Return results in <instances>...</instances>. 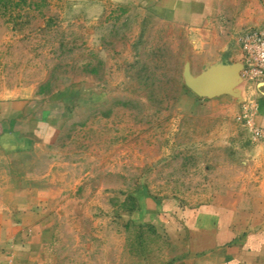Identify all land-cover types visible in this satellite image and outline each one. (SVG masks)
Masks as SVG:
<instances>
[{"label": "rangeland", "instance_id": "1", "mask_svg": "<svg viewBox=\"0 0 264 264\" xmlns=\"http://www.w3.org/2000/svg\"><path fill=\"white\" fill-rule=\"evenodd\" d=\"M192 41L139 0H0V99L63 109L37 148L0 156V187L54 209L47 264L159 259L164 234L133 220L141 190L264 224V136L239 119L252 99L179 110Z\"/></svg>", "mask_w": 264, "mask_h": 264}, {"label": "crops", "instance_id": "2", "mask_svg": "<svg viewBox=\"0 0 264 264\" xmlns=\"http://www.w3.org/2000/svg\"><path fill=\"white\" fill-rule=\"evenodd\" d=\"M159 20L185 28L193 37L188 63L197 76L213 66L230 69L241 64L243 99L254 100L255 123L264 130V83L252 81L244 67L240 37L248 27L264 25V0H139ZM238 84V85H239ZM237 94V95H238ZM231 94L201 97L184 92L180 112L199 114L214 109ZM60 103H38L24 98L0 99V156L21 155L40 145L51 122L63 113ZM51 105V107L49 106ZM1 175V174H0ZM133 212L137 225L161 230L163 252L143 264H264V224L242 220L227 203L158 202L144 191L136 193ZM57 216L45 195L24 186L0 187V264H47V247Z\"/></svg>", "mask_w": 264, "mask_h": 264}, {"label": "built area", "instance_id": "3", "mask_svg": "<svg viewBox=\"0 0 264 264\" xmlns=\"http://www.w3.org/2000/svg\"><path fill=\"white\" fill-rule=\"evenodd\" d=\"M243 65L248 77L256 83H264V25L244 29L240 37ZM254 100L246 105L239 116L241 122L256 135L264 136V130L255 123Z\"/></svg>", "mask_w": 264, "mask_h": 264}, {"label": "water", "instance_id": "4", "mask_svg": "<svg viewBox=\"0 0 264 264\" xmlns=\"http://www.w3.org/2000/svg\"><path fill=\"white\" fill-rule=\"evenodd\" d=\"M241 64H236L230 72V78L226 73L230 71L227 67L213 66L197 76H193L189 64L185 65L184 81L186 86L195 94L201 97H214L220 94H231L236 96L235 88L241 82Z\"/></svg>", "mask_w": 264, "mask_h": 264}]
</instances>
